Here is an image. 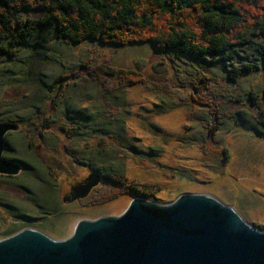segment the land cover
Masks as SVG:
<instances>
[{
  "label": "rangeland",
  "instance_id": "1",
  "mask_svg": "<svg viewBox=\"0 0 264 264\" xmlns=\"http://www.w3.org/2000/svg\"><path fill=\"white\" fill-rule=\"evenodd\" d=\"M31 15L37 19L45 12ZM44 37L48 47L36 48L39 54L22 55L31 63L30 73L21 70L24 63L19 58L11 62L0 56V115L26 122L22 131H30L29 137L25 134L27 141L38 147L47 166L55 170L59 213L45 215L40 210L38 214L37 196L31 202L29 191L17 186L21 180L0 176V233L21 226L63 240L73 235L81 220L122 215L136 197L120 193L103 180L90 197L64 202L71 188L93 168L82 165L76 156L87 160L90 149L97 154L98 147L95 137L77 144L60 128L63 106L52 101L60 83H65L61 93L75 105L102 114L115 107L107 95L120 93L127 114V146L110 143L104 151L109 153L107 161L119 167L116 174L124 175L128 184L147 186L150 200L169 204L186 193L210 195L264 231V136L254 120L264 111V67L254 49L242 53L251 58L255 71L233 81L219 66L181 53L160 54L151 43L116 46L86 40L68 44L51 34ZM112 68L141 72L147 83L113 90L103 85ZM37 78L45 83H36ZM251 93L257 95L255 101ZM196 97L215 100L220 118L216 120L210 106ZM214 125L217 129L212 134ZM24 140L20 138L12 157L26 158Z\"/></svg>",
  "mask_w": 264,
  "mask_h": 264
},
{
  "label": "trees",
  "instance_id": "2",
  "mask_svg": "<svg viewBox=\"0 0 264 264\" xmlns=\"http://www.w3.org/2000/svg\"><path fill=\"white\" fill-rule=\"evenodd\" d=\"M35 11H44L45 15L36 19L31 15ZM46 33L68 44H81L86 40L116 46L151 43L160 54L181 53L204 64L219 66L233 81L255 71L251 58L242 53L244 49H254L264 67V0H0V56L11 62L19 58L24 63L21 70L30 73L31 63L22 55L31 51L39 54L36 48L48 47ZM236 62L241 65H235ZM108 75L103 85L113 86V90L123 85L147 83L146 75L135 70L112 68ZM35 80L45 83L42 78ZM51 86L55 91V84ZM59 86L61 90L58 88L52 101H61L63 106L58 117L62 131L77 144L94 137L97 140L98 153L92 148L87 160L76 156L79 162L96 168L120 193L150 198L152 193L147 186L128 184L124 175L116 174L119 167L107 161L109 153L104 151L110 143L127 146V114L122 110L125 105L120 93L107 95V100L115 107L102 114L75 105L71 97L61 93L65 83ZM256 96L251 93L253 101ZM196 99L210 106L216 120L220 118V106L215 100ZM255 117L258 132L264 136V111ZM3 118L20 122L14 115L6 114ZM216 129V125L210 128L212 134ZM24 145L27 150L24 159L29 167L25 178H14L22 181L17 186L29 191L31 202L35 200L33 196H37L36 204L41 208L37 207L38 214L40 210L45 215L57 214L60 200L55 170L33 150V143L25 141ZM223 152L228 160L227 150ZM21 230V226L10 227L1 231L0 236L9 237Z\"/></svg>",
  "mask_w": 264,
  "mask_h": 264
},
{
  "label": "water",
  "instance_id": "3",
  "mask_svg": "<svg viewBox=\"0 0 264 264\" xmlns=\"http://www.w3.org/2000/svg\"><path fill=\"white\" fill-rule=\"evenodd\" d=\"M19 129L0 121V174L22 171L4 158L7 133ZM101 179L92 174L70 201ZM0 264H264V231L210 195L186 193L169 204L135 197L122 215L81 220L63 240L36 229L0 239Z\"/></svg>",
  "mask_w": 264,
  "mask_h": 264
},
{
  "label": "flooded vegetation",
  "instance_id": "4",
  "mask_svg": "<svg viewBox=\"0 0 264 264\" xmlns=\"http://www.w3.org/2000/svg\"><path fill=\"white\" fill-rule=\"evenodd\" d=\"M37 113H39V112L37 111ZM3 115H4V114H1V115H0V121H1V122H5V123H13V124H16V125H19V126H20V129H19V130H17V131H10V132L7 133V135H6V149H5V152H4V158H6V159H8V160H11V161H13V162H17V163L21 164V166H22V171H21V173L18 174V175H6V174H0V176H3V177H5V178H12V179H14L15 177H16V178H17V177H20V178L22 179V178H25V177H23V176H26L25 174H27V171H28V167H29V166H28L27 160H26V159H22V158H17V157H15V156L12 157V156L10 155V153L12 154L13 151L17 149L16 145H17V143H19L20 138H26V141H27V137H29V136L31 135V133H30V131L26 132L25 134H27V135H26L27 137H25V134L23 133L22 130H23V127L27 125V124H25L26 122L21 121L20 119H19L20 122H19V121H10V120H6V119L3 118ZM28 124H29V123H28ZM34 125H35V124H34ZM19 135H21V136L19 137ZM27 142H28V141H27ZM30 142L33 143L32 141H30ZM33 145H34V143H33ZM33 150H35V151L38 153V155L41 157V159L43 160V156H42L41 152L38 151V147L34 145ZM6 153H7L8 155H6ZM25 157H26V156H25ZM86 165H87V164H86ZM88 165H89L90 168L92 167L90 164H88ZM94 173L101 175V178H102V179H101V182H102L103 180L108 181L105 175L101 174L96 168H92V169H91V172H90V175H89L85 180H83L82 182H80V183L74 185V186L71 188L70 193H68V195L64 197V199L66 198V201L64 200V202L70 201L71 194H72V189H73L74 187H76V186H78V185H80V184H84V183H86V182H87V179H88L92 174H94ZM101 182H100V184H101ZM108 182H109V181H108ZM100 184H99V185H100ZM110 184H112V183L110 182ZM99 185H98V186H99ZM112 185H113V184H112ZM98 186H96L95 188H93L92 191L90 192V194H89L87 197H90V195L93 193V191H94ZM87 197H86V198H87Z\"/></svg>",
  "mask_w": 264,
  "mask_h": 264
}]
</instances>
